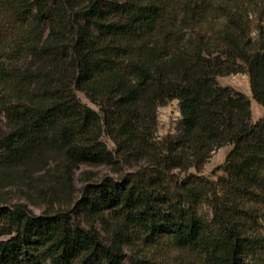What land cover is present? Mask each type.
<instances>
[{
	"label": "trees",
	"instance_id": "obj_1",
	"mask_svg": "<svg viewBox=\"0 0 264 264\" xmlns=\"http://www.w3.org/2000/svg\"><path fill=\"white\" fill-rule=\"evenodd\" d=\"M5 16L0 170L55 149L54 188L79 166L121 176L70 211L0 206V264H264V117L218 82L248 75L264 107V0H0ZM174 100L182 129L157 141Z\"/></svg>",
	"mask_w": 264,
	"mask_h": 264
},
{
	"label": "rangeland",
	"instance_id": "obj_2",
	"mask_svg": "<svg viewBox=\"0 0 264 264\" xmlns=\"http://www.w3.org/2000/svg\"><path fill=\"white\" fill-rule=\"evenodd\" d=\"M11 24L8 17L0 18V27L10 28ZM218 82L224 87H233L251 99L253 122L264 117V107L253 99L248 75L237 74L220 77ZM80 97L84 103H90L84 96ZM5 121L4 114L0 109V126H4ZM157 125L155 134L157 141L175 135L182 129L179 101H171L167 106L159 108ZM106 141L112 146L110 141ZM230 151L231 146L218 150L205 166L203 175L214 180L218 176L224 175V172L218 171V169L225 165ZM63 161L62 155L57 150L49 149L40 159L25 166L0 170V206H24L36 215L70 211L76 209L77 204L83 199L87 186L99 183L105 177L118 178L121 176V174L114 173L111 168L79 166L74 169L71 178L68 177L69 181L64 188H54V185L62 179H67L68 175L63 168ZM137 169L138 167H126L124 173ZM124 264H129V261Z\"/></svg>",
	"mask_w": 264,
	"mask_h": 264
}]
</instances>
